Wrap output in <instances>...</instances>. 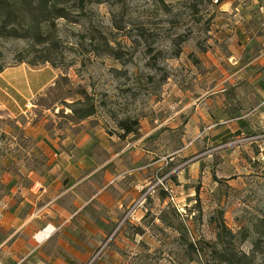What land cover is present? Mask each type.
<instances>
[{
	"label": "rangeland",
	"instance_id": "obj_1",
	"mask_svg": "<svg viewBox=\"0 0 264 264\" xmlns=\"http://www.w3.org/2000/svg\"><path fill=\"white\" fill-rule=\"evenodd\" d=\"M162 1L87 0L82 11L71 3L69 18L55 20L52 45L27 37L0 39L3 67L23 59L31 68L49 65L58 71L51 84L25 101L19 115L0 105V179L20 168L25 177V169L45 173L58 152L74 148L90 150L81 159L98 165L97 154L105 153L101 137L77 143L82 129L96 128L111 146L109 167L122 172L110 185L118 205L103 208L118 222L108 223L101 250L116 254L119 264H198L190 260L178 230L160 216L182 223L183 235L207 257V245L216 241L214 220L222 214L235 251L247 254L248 264H264V224L259 223L264 118L243 109L236 112L248 114L247 126L214 125L219 118L214 111L207 124L193 104L246 62L244 52L231 44L239 33L234 27L246 19L242 9L233 8L242 0H232L226 12L219 10L220 0H199L196 6L191 0ZM45 53L55 66L27 63ZM84 99L97 110L80 120L68 105ZM128 117L137 121V134L122 135L117 126Z\"/></svg>",
	"mask_w": 264,
	"mask_h": 264
},
{
	"label": "crops",
	"instance_id": "obj_2",
	"mask_svg": "<svg viewBox=\"0 0 264 264\" xmlns=\"http://www.w3.org/2000/svg\"><path fill=\"white\" fill-rule=\"evenodd\" d=\"M231 4L232 0H220L219 10L226 12ZM233 8L242 9L246 19L242 26L234 27L239 33L231 44L244 52L246 62L241 69L219 79V87L208 89L193 104L201 114L199 120L209 124L214 120V113L212 117L210 112L216 111L219 118L214 125L230 122L235 127L247 126L248 114L264 118V0H242ZM57 75L58 71L49 65L31 68L22 62L4 67L0 71V105L11 115H19L24 112L21 107L25 101L40 93ZM226 82L224 87L222 83ZM243 109L251 112H236ZM100 132L96 128L82 129L77 141L80 146L95 134L101 137L105 153L97 154L98 165H87L81 159L90 150L81 153L74 148L66 150L70 154L58 152L59 159L46 167L47 176L25 169V177L20 168L18 174L6 172L4 179H0V264H87L102 246L108 223L118 222L114 213L104 215L103 208L118 205L119 197L110 192V185L118 181L122 172L109 167L114 157L106 156L111 146ZM68 142L75 143L72 139ZM45 227L51 232L39 237ZM114 233L115 230L109 236ZM105 250L90 264H119L117 255L109 256Z\"/></svg>",
	"mask_w": 264,
	"mask_h": 264
},
{
	"label": "trees",
	"instance_id": "obj_3",
	"mask_svg": "<svg viewBox=\"0 0 264 264\" xmlns=\"http://www.w3.org/2000/svg\"><path fill=\"white\" fill-rule=\"evenodd\" d=\"M73 1V2H72ZM87 0H0V39L5 37H27L34 41V44H46L50 42L53 44V26L56 19H68L70 13V4L72 3L77 10L82 11L85 8ZM193 1V6H196ZM219 1V0H217ZM161 2H163L161 0ZM45 29V30H44ZM45 45L48 52L51 45ZM112 54L114 51L110 49ZM118 58V56H116ZM18 62L22 63L25 60L20 59ZM48 62L54 65L53 59L48 53L35 59L28 61L30 65L37 63ZM0 65V71L3 70ZM76 104L81 106L76 107ZM69 109L74 117L77 119H85L96 113V106L89 103L87 99L76 100L70 103ZM137 121L132 118H125L117 121V126L122 130V135L137 134ZM164 196H162L163 198ZM160 220L167 226L173 227L179 232V239L183 243L190 254V260H195L198 264H248L249 256L245 253L238 254L233 248L234 234L226 227L222 220V214L219 220H214L216 223V241L213 244H208L207 257H204L203 249L197 243L192 242L186 235H183L185 230L181 223L177 225L174 221L167 219L166 216L161 215ZM259 223L264 224V218H261ZM264 227V225H262ZM186 232V230H185ZM264 235V231L261 232ZM219 246H221L219 248ZM204 257V258H203ZM187 264V263H186Z\"/></svg>",
	"mask_w": 264,
	"mask_h": 264
},
{
	"label": "built area",
	"instance_id": "obj_4",
	"mask_svg": "<svg viewBox=\"0 0 264 264\" xmlns=\"http://www.w3.org/2000/svg\"><path fill=\"white\" fill-rule=\"evenodd\" d=\"M217 1V0H216ZM159 182H160V184H161V187L165 190V191H168L167 190V187H166V185L163 183V181H162V179H159L158 180ZM169 192V191H168ZM169 194H170V199L171 200H173V196H172V194H171V192H169ZM51 231H48V227H45L44 229H42V231L39 233V237H43V236H45L47 233H50ZM101 252V248H99L94 254H93V256L91 257V259L88 261V263L87 264H90L91 262H93L95 259H96V257L99 255V253Z\"/></svg>",
	"mask_w": 264,
	"mask_h": 264
},
{
	"label": "bare ground",
	"instance_id": "obj_5",
	"mask_svg": "<svg viewBox=\"0 0 264 264\" xmlns=\"http://www.w3.org/2000/svg\"><path fill=\"white\" fill-rule=\"evenodd\" d=\"M48 231H51L50 228H48Z\"/></svg>",
	"mask_w": 264,
	"mask_h": 264
}]
</instances>
